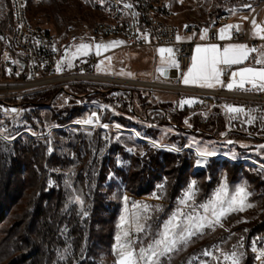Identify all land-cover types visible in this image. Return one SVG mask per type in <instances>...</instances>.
I'll return each instance as SVG.
<instances>
[{
  "label": "rangeland",
  "instance_id": "obj_1",
  "mask_svg": "<svg viewBox=\"0 0 264 264\" xmlns=\"http://www.w3.org/2000/svg\"><path fill=\"white\" fill-rule=\"evenodd\" d=\"M166 1L175 12L172 19L174 23L178 24L180 36L183 38L191 37L183 30L185 22L196 20L203 21L206 26L219 25L225 29L229 25H249L254 36L264 37V0ZM100 2L101 0H29L27 6L29 20L34 25L45 27L56 35L57 55L61 60L62 69L74 67L83 60L87 61L82 63V65L86 63L82 68L78 67L71 71L61 70L69 72L70 77L48 86H23L25 83L16 80V82H10L15 79V75L0 70V99L15 98L21 101L23 98H32L38 93L63 86L67 87L69 91L60 93L51 104L29 107L21 105L23 111L16 117L9 118L0 115V197L4 196L5 198L8 192L14 190L17 186L14 182L15 177H22L24 180L29 177L28 172H26L27 166L24 163L17 168L12 166V157L18 147V142L24 143L29 136H35L47 149L48 154H56L61 158L72 160L71 164L65 167H46L51 173L60 176V186L64 199L63 207L66 213L72 212L75 208L83 214L86 213L84 190L78 178L77 165L80 160L77 147L81 146V150L86 151V148L92 143L99 144V150L95 151L97 153V162L95 161L97 166L106 158L115 157L118 168L127 170L130 161L123 157L118 147H122L129 154H133L142 150V143H149L162 150L193 153L196 156L194 171L207 168L212 158H218L229 160L231 163L243 162L246 167L257 168L264 172V147H261L264 146V142L255 144L236 139H226L225 137L221 139L204 138L192 133L178 131L170 123H160L159 120L163 117L161 111L150 110L147 119H136L130 114V105L125 111L122 110V103H129V92L126 89H149L153 91L156 103L173 104L169 112L174 111V107L177 105L202 102L203 97H222L224 100L223 111L233 123L230 125L231 127L249 130L251 126H257L260 132H264V97L258 98L235 93L232 95L230 93L243 91L263 95L264 91H256L252 87L247 88L252 89L249 91L239 88L229 90L227 85L217 90L203 87L207 91L200 92L184 89L180 86L184 84V75L192 67V63L189 69L181 74L178 79H169L170 77H164L159 73L157 62L164 63L172 60L171 53L160 51V49H171L169 46L158 48L157 62L153 59L155 53L145 52L141 49L134 51L117 48L111 52L102 53L122 43L114 44L112 42L115 40L109 38H104L101 41L93 39L91 26L93 23L106 18V16L104 18L105 7ZM12 14L11 1L0 0V38L3 41V47L21 59V55L13 47ZM209 44L211 43L195 44L193 57L197 53V47H204ZM241 44L250 46V44L232 42L226 44L225 47ZM80 45H87V47L81 49ZM98 45L110 46L98 48ZM103 54L106 56L101 57ZM130 55L133 57L132 60L128 59ZM92 56L98 60L89 62ZM244 67L246 66L240 67V69ZM88 75H98L104 79H91L86 77ZM17 80H22V78ZM78 85L87 86L88 90H107L111 87L116 90L109 94L110 98H107L108 96L82 97L79 96ZM229 106L242 108L244 111L229 112ZM65 107H79L80 113L69 122L59 124L54 120L53 115L55 111ZM89 119L92 121L91 124L84 123ZM181 140L183 146L179 147ZM203 150L214 151L215 155L202 157L199 153ZM98 171V169L93 168V188L98 186L99 191L106 199L109 210L105 212V217H109V219H103L102 222L96 223V229L103 230L105 238H109L108 240L111 241L109 248L105 247L106 243L96 242L93 244L94 247L89 258L99 264H117L119 256L115 247L118 236L124 242L133 241V250L138 254L140 248H147L150 243L159 238L158 234L163 230L165 222L174 214L177 215V220L181 225H187L191 219L194 225L203 222L205 226L186 244L178 245L175 250L162 257L161 264L164 259L172 256L176 251L191 245L208 229L225 226V220L232 213L240 212L242 214L240 222H248L258 219L263 212L261 204L250 200L251 191L248 188V180L242 174L237 180L229 181L226 172H219L217 186L208 197L201 201L197 199V179L191 177L180 194L173 201H170L166 199V185L163 182H158L149 194L137 195L126 189L123 178L114 170L101 184H98V177H96ZM48 177H51L50 174ZM240 186L245 187L249 193L246 203L252 206L246 207L243 211L229 212L221 218L220 223H215L212 209L215 205L216 194L221 188L225 189L222 206L226 208L227 203ZM29 189L33 190L32 187ZM189 191L193 192L192 199H188L186 196ZM26 202L25 195L20 200L22 204L12 208L0 224V264H4L9 258H5V252L1 253L2 239H6V236L11 233L9 231L11 228L18 231L23 226L24 220L21 219L19 212ZM145 206H147L146 209ZM107 220H109L110 225H106L105 221L107 222ZM18 223L21 225L17 227ZM137 223L144 226L143 232L136 231ZM25 229L23 231L21 229V231L24 233ZM59 230V236L64 241V245L57 247L56 259L62 263L71 257L73 245L70 228L64 226ZM226 230L230 234L225 240L215 242L200 254L193 255L187 264H232L233 253H235L238 264H246L249 261V264H264V233L254 235L249 241V237L246 235L238 236L232 241L234 232L230 228H226ZM124 232H128L129 235L124 237ZM205 251L209 252L210 255H204ZM225 257H229V259H225ZM137 259H139L138 256ZM140 264L143 262L141 261Z\"/></svg>",
  "mask_w": 264,
  "mask_h": 264
},
{
  "label": "trees",
  "instance_id": "obj_2",
  "mask_svg": "<svg viewBox=\"0 0 264 264\" xmlns=\"http://www.w3.org/2000/svg\"><path fill=\"white\" fill-rule=\"evenodd\" d=\"M86 87L84 85L77 86L79 96H108L107 98H110L109 94L116 90L113 87L107 90H88ZM126 90L129 92V103L123 102L122 110L125 111L130 105V114L136 119H147L150 110H158L163 112V117L159 120L160 123H170L178 131L209 139L225 137L255 144L264 142V132H260L257 126H251L249 130L230 126L233 123L223 111L224 100L222 97H203L202 102L177 105L174 107V111L169 112L173 104L156 103L153 91L149 89ZM63 91L69 92L67 87L63 86L38 93L32 98H23L21 101L15 98L0 99V101L10 105L20 104L24 107L47 105L53 103ZM79 113V107H65L55 111L53 118L59 124H65ZM17 145L12 157V166L17 168L24 163L27 166L26 172L29 177H26L25 180L22 177H15L14 182L17 186L13 191L8 192L5 198L4 196L0 197L2 199H0V224L12 208L22 204L20 200L26 195L27 202L19 212L21 219L24 220L21 229L23 231L25 226L26 229L23 233L21 229L15 231L14 228H11L9 230L11 233L6 236V239H2L1 253L5 252L6 259L9 257L4 264H99L90 260L89 255L96 242L106 243V248L110 246L111 241L108 240L109 238H105L104 231L96 229V223L102 222L103 219H109V217H105V212H108L109 208L106 199L99 191L100 188L98 186L93 188V168L99 170L96 176L98 184H101L114 170L123 178L126 189L137 195H147L158 182H163L166 185V199L170 201L180 194L191 177L197 179V199L200 201L208 197L217 186L219 172H226L229 181L237 180L241 174L247 178L248 188L251 191L250 200L263 207L260 217L254 221L240 222L242 214L240 212L232 213L225 220V226L208 229L191 245L164 259L162 264H187L193 255L200 254L215 242L225 240L230 234L226 228H230L234 232L232 239L230 238L232 241L241 235L249 237V241L254 235L264 233V172L257 168L246 167L243 162L231 163L229 160L212 158L207 168L194 171L196 156L193 153L162 150L149 143H142V150L133 154L118 147L123 157L130 161L128 169L124 170L118 168L115 157H108L97 166L95 151L99 150V144L92 143L86 148V151H82L79 146L77 153L80 162L77 165V170L79 181L84 190L86 213L83 214L77 208L66 213L63 207L64 199L60 176L51 173L46 167H65L71 164L72 160L61 158L56 154H48L47 149L35 136H29L24 143L18 142ZM182 146L181 140L179 147ZM49 174L51 177H48ZM30 187L33 190L29 189ZM105 223L110 225L109 220ZM64 226H68L71 230L73 253L67 261L59 263L56 259V251L58 246L64 245V241L59 236V229ZM27 234H29L28 238ZM249 263L250 261L246 262V264Z\"/></svg>",
  "mask_w": 264,
  "mask_h": 264
},
{
  "label": "built area",
  "instance_id": "obj_3",
  "mask_svg": "<svg viewBox=\"0 0 264 264\" xmlns=\"http://www.w3.org/2000/svg\"><path fill=\"white\" fill-rule=\"evenodd\" d=\"M10 1L13 12V47L21 55V59L4 48L0 38V70L15 75V79L10 82L33 83V86H48L61 82L69 76V72L60 70L56 35L45 27L29 24L27 13L22 10V1L25 0ZM100 3L105 7V11H108V19L102 23H93L91 26L93 39L101 41L108 37H121L125 40V49L134 51L141 49L152 53H155L157 47L169 46L178 71L177 78L168 77L169 79H178L189 69L195 44L207 42L223 45L225 42L220 39L219 25L206 26L201 20L185 22L183 30L191 37H181L176 22L164 23V19H156V11H165L166 16H174L172 6L166 0H101ZM233 26L239 28H231V36L226 41L250 44L264 49V37L254 36L249 25ZM201 34H204L205 38H200ZM104 56L106 54L101 57ZM94 60L98 59L92 56L89 62ZM222 69L223 77L230 82L233 81L231 73L234 72L235 66L223 65ZM19 78L22 80H17ZM39 81L43 83L36 84ZM180 87L187 89L191 86L183 84ZM230 93L264 97V94L256 95L243 91ZM0 109L1 116L9 118L16 117L23 111L20 104L10 105L1 101Z\"/></svg>",
  "mask_w": 264,
  "mask_h": 264
},
{
  "label": "snow or ice",
  "instance_id": "obj_4",
  "mask_svg": "<svg viewBox=\"0 0 264 264\" xmlns=\"http://www.w3.org/2000/svg\"><path fill=\"white\" fill-rule=\"evenodd\" d=\"M131 7V5H128ZM253 23H255L253 21ZM228 28L239 26L229 25ZM226 29L222 28L220 30V38H225ZM203 38V37H202ZM179 39V37H177ZM114 44L123 43L122 41H114ZM110 45H98L97 47H108ZM87 45H80V48H86ZM161 52L168 51L172 52L171 49H160ZM250 51H255V49H248L246 45H230L224 47L221 51L217 45L213 44L207 47H197L196 52L202 53L200 56H194L192 67L184 75V84H198L201 87H214L216 84L221 83V75L223 69L219 68L218 65H225L231 67L232 65H239L243 63L249 55ZM257 63L264 64V59L258 60ZM231 76L233 82L227 84L229 90L234 88H239L245 91L255 89L256 91H264V67L253 68L244 67L238 71L232 72ZM240 80L237 83L235 81L236 77ZM250 83L252 89L245 88V83ZM187 102V101H186ZM229 112H243L242 108L228 107ZM84 123L91 124L92 121L86 120ZM107 127V125H104ZM264 147V146H261ZM200 156H212L215 155L214 151L203 150L199 153ZM194 187V185H193ZM225 189L221 190L215 196V205L213 206V215L215 216V223H220L223 216L227 215L229 212L243 211L246 207H251V204H247L246 200L249 193L246 191L245 187L240 186L236 189V193L232 196L231 200L227 203V207H223V195ZM188 199H192L193 192L189 191L186 193ZM147 206H145V209ZM205 225L201 222L198 225H194L193 221L190 219L187 225H181L177 220V215L174 214L168 221L165 222L163 230L158 234L159 238L150 243L147 248H140L139 253H135L133 250V241L128 240L127 242L122 241L121 237H117V244L115 251L118 253L119 260L117 264H161V258L165 257L168 253L172 252L177 248L178 245L186 244L193 236L200 232ZM210 226V225H209ZM136 231L143 232L144 226L137 223ZM128 232H124L123 236L127 237ZM204 255H210L209 252L205 251ZM137 256L139 259H137ZM229 259V257H225ZM232 264H238V260L235 257V253L232 254Z\"/></svg>",
  "mask_w": 264,
  "mask_h": 264
},
{
  "label": "crops",
  "instance_id": "obj_5",
  "mask_svg": "<svg viewBox=\"0 0 264 264\" xmlns=\"http://www.w3.org/2000/svg\"><path fill=\"white\" fill-rule=\"evenodd\" d=\"M104 18H105V15H104ZM103 18V19H104ZM222 28H224L223 26H220V30L222 29ZM225 29V28H224ZM230 36H231V28H226V32H225V38L224 39H222V40H225V42L223 43V45H221V44H219V43H211V44H209V45H206V46H204V47H207V46H210V45H213V44H215V45H217L218 46V48L222 51L223 50V48L226 46V44H231L232 42H230V41H226L227 39H229L230 38ZM200 38H205V35L204 34H201L200 36H199ZM110 40H115V41H122L123 43L122 44H120V45H118V46H116V47H114V48H112V49H110V50H108L107 52H102V53H108V52H111V51H113V50H115V49H123V50H125V48H124V46H125V40L124 39H122L121 37H108ZM221 39V38H220ZM201 44H203V43H207V42H200ZM200 43H197V44H200ZM233 43H236V42H233ZM243 45V44H242ZM202 46V45H201ZM160 47H166V46H160ZM160 47H157V49L155 50V56H154V58L153 59H155V61L157 62L158 61V48H160ZM169 48V47H168ZM201 48H203V47H201ZM247 48L248 49H255V51H250L249 52V55H248V58L243 62V63H241V64H239V65H234L235 66V70H234V72L235 71H238V70H240V67H243V66H246V67H253V68H257V69H259V68H262V67H264V64H260V63H257V61L258 60H262V59H264V49H262V48H258V47H256V46H252V45H250V46H247ZM193 50H195V45H194V47H193ZM101 54V53H100ZM91 55H93V54H91ZM90 55V56H91ZM198 55H202V53H195V56H197L198 57ZM59 58V57H58ZM128 59H133V57L130 55V57L128 58ZM87 60H83V61H80L77 65H75L74 67H70V68H66V69H62V67H61V60H60V58H59V67H60V70H63V71H71V70H74V69H76V68H78V67H80L81 65H82V63H84V62H86ZM193 62V61H192ZM175 64H176V62H175V59L172 57V60L171 61H165L164 63H158L157 62V66L159 67V69L160 68H165V67H175ZM218 67L219 68H221L222 69V67H223V65H218ZM220 79H221V83L220 84H216V86H214V87H211V88H213V89H221L224 85H227L228 83H230V81H228L226 78H224L223 77V75H221V77H220ZM239 80H240V78L237 76L236 78H235V81L238 83L239 82ZM231 82H233V81H231ZM184 85H186V84H184ZM187 86H196V87H198V88H200L201 86H199V85H197V84H192V85H187ZM250 87H252V85L250 84V83H245V88H250ZM203 88V87H202Z\"/></svg>",
  "mask_w": 264,
  "mask_h": 264
},
{
  "label": "bare ground",
  "instance_id": "obj_6",
  "mask_svg": "<svg viewBox=\"0 0 264 264\" xmlns=\"http://www.w3.org/2000/svg\"><path fill=\"white\" fill-rule=\"evenodd\" d=\"M28 2H29V0H25V1H22V10H24V11H26V13H27V18H28V8H27V6H28ZM174 10L172 9V15H174ZM105 16H106V18L104 19V20H101V21H97V22H95V23H102V22H105V20H107L108 19V11H106L105 12ZM172 17L173 16H166V12L165 11H156V19H164V23H174V21H173V19H172ZM29 24L30 25H34L30 20H29ZM51 33V32H50ZM70 76H68V77H65V78H69ZM86 77H89V78H91V79H99V78H103L104 79V77H100V76H98V75H88V76H86ZM43 83V81H39V82H37L36 84H42ZM33 83H25V85H23V86H30V85H32ZM183 88V87H182ZM186 89V88H185ZM187 89H189V90H194V91H207V89H204V88H198V87H188ZM0 115H1V109H0Z\"/></svg>",
  "mask_w": 264,
  "mask_h": 264
},
{
  "label": "water",
  "instance_id": "obj_7",
  "mask_svg": "<svg viewBox=\"0 0 264 264\" xmlns=\"http://www.w3.org/2000/svg\"><path fill=\"white\" fill-rule=\"evenodd\" d=\"M159 73L163 75L164 77H170V78L178 77V71L175 67L160 68Z\"/></svg>",
  "mask_w": 264,
  "mask_h": 264
}]
</instances>
